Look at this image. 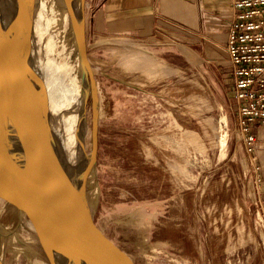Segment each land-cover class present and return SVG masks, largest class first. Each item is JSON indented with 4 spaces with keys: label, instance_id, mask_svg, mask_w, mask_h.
Returning <instances> with one entry per match:
<instances>
[{
    "label": "rangeland",
    "instance_id": "374dc122",
    "mask_svg": "<svg viewBox=\"0 0 264 264\" xmlns=\"http://www.w3.org/2000/svg\"><path fill=\"white\" fill-rule=\"evenodd\" d=\"M91 2L105 232L137 264H264L263 216L236 131L225 46L211 54L176 41L126 63L100 50ZM1 211L0 263L41 264L31 234Z\"/></svg>",
    "mask_w": 264,
    "mask_h": 264
},
{
    "label": "water",
    "instance_id": "95a60500",
    "mask_svg": "<svg viewBox=\"0 0 264 264\" xmlns=\"http://www.w3.org/2000/svg\"><path fill=\"white\" fill-rule=\"evenodd\" d=\"M37 1L51 25L58 76L51 82L37 64L43 49L33 6L26 16L12 15L0 0V24L15 37L0 45V105L37 113L56 97L73 106L76 117L60 130L52 154L23 188L15 189L0 173L1 212L31 234L41 264H137L107 235L98 212L100 99L86 41V0ZM17 45L27 53L13 51Z\"/></svg>",
    "mask_w": 264,
    "mask_h": 264
},
{
    "label": "crops",
    "instance_id": "0c3cea01",
    "mask_svg": "<svg viewBox=\"0 0 264 264\" xmlns=\"http://www.w3.org/2000/svg\"><path fill=\"white\" fill-rule=\"evenodd\" d=\"M92 30L105 54L126 63L143 62L144 49L176 41L203 52H223L232 0H92ZM160 42V43H158ZM164 49V48H163ZM261 188L256 196L264 223V126L255 128ZM264 230V227H263ZM262 243L264 244V236Z\"/></svg>",
    "mask_w": 264,
    "mask_h": 264
},
{
    "label": "bare ground",
    "instance_id": "6f19581e",
    "mask_svg": "<svg viewBox=\"0 0 264 264\" xmlns=\"http://www.w3.org/2000/svg\"><path fill=\"white\" fill-rule=\"evenodd\" d=\"M3 5L12 15L21 16H26L28 7L33 6V20L40 34L43 49V57L38 59L37 64L47 70L51 82L56 80L54 75H57L58 65H55L57 59L52 52L51 25L46 19L43 5L33 0H3ZM14 38L9 30L0 24V45L5 46ZM18 40L16 39L17 43H20ZM23 50L22 45L13 48V51L25 55L27 51ZM34 58L37 60L35 55ZM66 73L69 75L68 71ZM72 107L56 97L50 98L47 105L38 106L37 113L25 106L0 105V173L15 189L23 188L52 154L60 130L76 117ZM66 150L70 162H73V153ZM3 231L0 232L2 238L6 233Z\"/></svg>",
    "mask_w": 264,
    "mask_h": 264
},
{
    "label": "built area",
    "instance_id": "2783aa9c",
    "mask_svg": "<svg viewBox=\"0 0 264 264\" xmlns=\"http://www.w3.org/2000/svg\"><path fill=\"white\" fill-rule=\"evenodd\" d=\"M225 54L236 103V131L258 192L262 178L255 128L264 126V0H232Z\"/></svg>",
    "mask_w": 264,
    "mask_h": 264
},
{
    "label": "flooded vegetation",
    "instance_id": "af4514ba",
    "mask_svg": "<svg viewBox=\"0 0 264 264\" xmlns=\"http://www.w3.org/2000/svg\"><path fill=\"white\" fill-rule=\"evenodd\" d=\"M91 63V62H90Z\"/></svg>",
    "mask_w": 264,
    "mask_h": 264
}]
</instances>
